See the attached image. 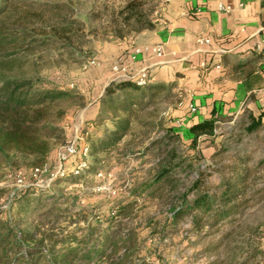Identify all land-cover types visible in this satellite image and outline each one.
<instances>
[{
  "label": "rangeland",
  "instance_id": "1",
  "mask_svg": "<svg viewBox=\"0 0 264 264\" xmlns=\"http://www.w3.org/2000/svg\"><path fill=\"white\" fill-rule=\"evenodd\" d=\"M16 1L22 8L42 12L50 24L58 22L59 13L68 15L77 20L82 30L81 36H74L67 43L57 42L48 45L44 51L23 54L24 59L17 62L25 63L11 67L12 71L32 72L80 96L65 103L68 105L63 118L65 138L51 139L53 152L48 157L51 162L48 166L56 174L60 165L59 153L70 142H75L78 148L83 145L90 148L91 137L113 129L110 119L98 127L92 123L98 116L94 97L112 71L108 64L110 58L105 54L106 47L110 48L115 38L109 28V15L121 8L125 0ZM94 59L97 66L89 64ZM8 68L0 67L4 71ZM95 79L100 81L95 82ZM178 110L176 100L171 97L158 96L148 105L144 104L132 115L129 133L116 148L103 151L98 157L85 156L89 172L81 174L76 184L61 179L51 186L47 180L50 176H41L45 180L39 184L50 189L36 196L33 204H37L38 209L29 213L20 228L35 232L36 239L40 237L39 231L51 228L56 238H61L65 227L76 230L77 226H85L88 222L89 228L94 222L98 224L96 235L121 228V239L126 240L129 232H133V245L129 243L131 248L127 253L136 263L146 259L154 260V264H263L264 130L249 133L240 123L243 117H239L231 123H219L216 138L208 142L202 140L192 150L179 133L177 137H174L175 132L168 133L170 126L176 127L174 121L179 117ZM116 116L126 115L117 113ZM242 158L249 162L247 168L251 180L248 185L256 182L247 193L249 202L237 213L215 226L210 225L209 215H206L205 224L200 228L194 227L190 213L186 212L177 220L173 218L172 210L182 203L183 196L188 194L189 200L193 198L194 193L190 190L195 180L202 176L207 183L214 184L220 178L218 166L223 174H227L242 166L236 162ZM76 165L72 160L67 169L71 171ZM163 168L168 172L154 182L156 174ZM22 169L0 167V197L35 177L40 178L39 172L34 176V167ZM151 181V188L134 193ZM120 201L134 203L113 220L112 208ZM79 215L85 216L87 221H79ZM12 216L22 218L16 210ZM109 218H112L110 222ZM255 248H259L260 253L252 259Z\"/></svg>",
  "mask_w": 264,
  "mask_h": 264
},
{
  "label": "trees",
  "instance_id": "2",
  "mask_svg": "<svg viewBox=\"0 0 264 264\" xmlns=\"http://www.w3.org/2000/svg\"><path fill=\"white\" fill-rule=\"evenodd\" d=\"M158 1L125 0L121 8L113 10L109 15L108 23L113 36L123 40L152 29L155 26ZM59 15L58 22L50 24L44 19L42 12L34 8H22L16 0H0V67H9L5 71L0 69V167L7 165L23 171L24 167L48 166L51 163L48 162V157L53 152L51 139L65 138L63 118L68 107L65 103L80 96L67 87L45 81L27 70L11 69L14 64L25 63L17 62L24 59L21 57L23 54L33 50L44 51L50 44L67 43L74 36H81L82 30L77 20L68 15ZM171 88V85L166 88L164 85L150 82L139 86L129 78H113L105 86L99 99L98 116L92 120L98 127L110 119L113 129H106L101 136L97 133L94 138L91 137L89 155L98 157L101 152L116 148L129 133L132 115L158 96L170 97ZM164 91L166 92L163 93ZM117 113L126 116L117 117ZM219 123L221 122L212 118L192 124L190 131L194 140L190 149L195 150L202 137L213 141L218 133ZM240 123L249 133L264 130L262 116L247 115ZM174 132L175 127L170 126L168 133ZM175 133L174 137H177V132ZM83 147L84 145L81 148L77 146V153L69 155L64 165L67 175L51 181V186L61 179L71 185L76 184L80 181L78 177L81 174L89 172V165L79 175H74L73 170L67 169L70 161L78 164L83 159ZM236 162L242 166L233 168L227 174H223L218 166L216 170L220 178L214 184L207 183L202 176L195 180L190 190L194 193L193 198L189 200L188 194H185L182 203L172 210L173 218L177 220L186 212L190 213L192 224L200 228L205 224L206 215H209L210 225L215 226L237 213L240 207L249 202L247 193L256 180L250 182L252 185H248L251 177L247 159H238ZM167 172V169H161L154 182H158ZM151 187L152 181L137 188L134 193H142ZM49 189L50 187L37 185L34 179L24 187L12 193H4L0 197V264L155 263L154 260L146 259L138 263L133 261L129 252L127 253L131 248L130 244L133 245V232H129L128 240H124L119 236L121 228L96 235L94 232L99 229L98 224L94 222L89 228L88 222L85 226L75 228L80 231V235L71 226H67L63 229L61 238H56V233L51 228L39 231L38 239L35 232L20 228L29 213L38 209V205L33 204L37 200L36 196ZM241 196L243 198L239 199ZM133 203L134 201H120L116 204L112 208L113 220L125 213ZM14 210L22 218H13ZM84 220L87 221L86 217L80 216L79 221ZM31 241H34L32 246L26 245ZM259 253V248H255L251 254L252 259H256Z\"/></svg>",
  "mask_w": 264,
  "mask_h": 264
},
{
  "label": "crops",
  "instance_id": "3",
  "mask_svg": "<svg viewBox=\"0 0 264 264\" xmlns=\"http://www.w3.org/2000/svg\"><path fill=\"white\" fill-rule=\"evenodd\" d=\"M157 5L152 29L123 40L113 38L105 53L109 66L124 55L130 73L148 68L151 84L172 86L170 97L179 109L175 132L188 146L194 140V123L212 118L231 123L247 115L264 118V0H159ZM157 44L164 47L161 58L153 52L130 57L134 45ZM113 78L111 71L94 106L99 107ZM191 104L198 107L196 113L190 112ZM180 118L185 119L182 125L177 124Z\"/></svg>",
  "mask_w": 264,
  "mask_h": 264
},
{
  "label": "built area",
  "instance_id": "4",
  "mask_svg": "<svg viewBox=\"0 0 264 264\" xmlns=\"http://www.w3.org/2000/svg\"><path fill=\"white\" fill-rule=\"evenodd\" d=\"M166 0H160V2L164 3ZM143 52H153L155 54L156 57L161 58L164 56L165 51H164V47L161 44H157V45H153V46H139V45H134L133 47V52L130 55V57L132 59L136 58L137 54L143 53ZM125 56H119L117 58L114 59L113 63H112V72L114 74L115 78H129L134 80L137 85L139 86H145L146 84H148L150 82L151 76L149 73L148 68H143L142 70H140L138 73H130L129 72V67L125 62ZM90 65H94L97 66L98 62L97 60H91L89 62ZM190 112L191 113H196L198 111V107L191 104L190 105ZM184 118H180L179 120H177V124L178 125H182V123L184 122ZM77 145L75 142H70L65 149L59 153L58 156V160H59V168L57 170V173L55 174L52 169H50L47 165L43 166V167H36L34 169V176L37 175V173L39 172V177L37 178L35 177V182L37 185L42 186L40 183V181L45 180L43 179L41 176L42 175H47L50 176L48 177L50 182L53 181L56 178H61L67 175L66 169L64 167L69 155L72 154H76L77 153ZM89 154V148L84 145L83 147V151H82V155H83V159L76 165V167L73 169V174L74 175H79L86 167H88L89 164H87V159L85 158L86 155ZM55 175V176H54ZM26 184H24L21 187H24Z\"/></svg>",
  "mask_w": 264,
  "mask_h": 264
}]
</instances>
